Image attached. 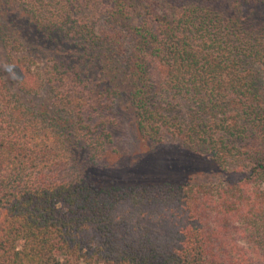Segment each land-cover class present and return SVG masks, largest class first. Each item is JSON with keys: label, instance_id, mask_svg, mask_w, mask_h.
Listing matches in <instances>:
<instances>
[{"label": "trees", "instance_id": "1", "mask_svg": "<svg viewBox=\"0 0 264 264\" xmlns=\"http://www.w3.org/2000/svg\"><path fill=\"white\" fill-rule=\"evenodd\" d=\"M127 127L217 175L95 181ZM0 264H264V0H0Z\"/></svg>", "mask_w": 264, "mask_h": 264}, {"label": "rangeland", "instance_id": "2", "mask_svg": "<svg viewBox=\"0 0 264 264\" xmlns=\"http://www.w3.org/2000/svg\"><path fill=\"white\" fill-rule=\"evenodd\" d=\"M124 102L119 113L128 116ZM129 113V112H128ZM104 168L93 167L90 173L97 182L114 181L123 184H155L165 180L205 181L217 175L215 165L179 145L149 150L127 127L123 146L118 148ZM111 162V163H110Z\"/></svg>", "mask_w": 264, "mask_h": 264}]
</instances>
